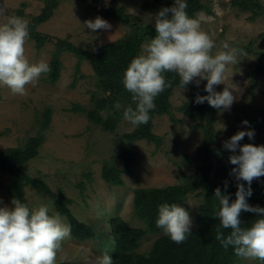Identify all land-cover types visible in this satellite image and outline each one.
Here are the masks:
<instances>
[{"label":"rangeland","instance_id":"obj_1","mask_svg":"<svg viewBox=\"0 0 264 264\" xmlns=\"http://www.w3.org/2000/svg\"><path fill=\"white\" fill-rule=\"evenodd\" d=\"M117 7H121L127 14L147 17L151 10H141L145 0H117ZM230 0H206L211 14L197 13L194 19L200 22L201 29L214 40L216 47L213 54L223 51L227 43L229 48L238 50L237 62L228 65L225 84L215 86V91L222 92L229 87L235 97L230 109H222L215 125L217 143L215 147L225 148L228 141L237 130L252 131L253 129L238 121L241 115L238 109L250 104L253 109H264V79H257V87L251 96L247 91L250 86L249 73L260 60L264 64V56H257L248 50L257 52V45L264 36V14L255 21H248L250 14L238 12L230 7ZM264 6V0H260ZM111 0H100L95 8L94 0H60L53 16L39 25L36 31L51 37L40 50H36L35 43L30 39L25 44V55L30 63L41 60L48 64L57 39L67 40L78 49L92 50L97 45L113 42L122 37L124 27L120 24L98 15L99 8H108ZM42 0H0V8L5 14L0 16V24L9 17H20L29 21L39 14ZM95 8V9H94ZM21 11V14L19 12ZM100 17L106 20L111 28L92 32L83 25L86 20ZM92 48H91V47ZM246 47V48H245ZM249 48V49H247ZM262 57V58H261ZM60 76L54 85L44 83L39 78L36 86H27V95L13 94L11 90L0 85V151L6 148L23 146L29 137L36 135L42 113L45 108L52 110L50 125L44 132L45 142L38 150L35 159L24 166V173L29 177H38L51 190L52 196L31 188H24V197L32 208L46 205L49 214L56 215L53 197L61 189L72 203L67 205L70 213L77 221L92 228L94 240L79 242L69 238L62 242V251L58 254L57 264L69 262L71 264H99V258L105 252L110 254L112 239L110 236V220L120 218L130 227L143 229L144 224L134 218L132 213V190L137 188H162L179 183V174L189 176L195 170L194 163L183 165L185 157H194L195 149L201 142L200 132L192 129L193 122L183 117L177 110L187 99L188 90L174 88L170 97L171 114L179 123H172L168 115L154 117L152 132L163 138L161 147L155 151L154 144L138 141L130 145L139 156V164L124 172L121 178L123 187H111L100 177L101 166L115 158L117 168L123 165L118 157V136L132 131L130 122L123 120L115 134L101 131L99 127L90 125L81 114L70 111L72 104H79L87 109L93 107L90 98L95 92L96 78L87 62L80 63L76 83L71 87L75 77L76 58L73 54L62 53L60 56ZM196 78L192 84L203 87L206 80H200L196 85ZM99 96L102 93L98 94ZM106 95V94H105ZM264 142V131H260ZM239 150V149H238ZM237 151V150H236ZM90 174L91 181L86 176ZM0 183L7 184V176L0 174ZM188 212L193 221L191 228L195 229L194 212L197 199L193 196L186 202ZM13 207L6 190L0 187V207ZM67 225L66 219L61 218ZM165 234V231H162ZM143 240L138 252L148 251L153 239ZM254 260L241 259L240 264H253Z\"/></svg>","mask_w":264,"mask_h":264},{"label":"trees","instance_id":"obj_2","mask_svg":"<svg viewBox=\"0 0 264 264\" xmlns=\"http://www.w3.org/2000/svg\"><path fill=\"white\" fill-rule=\"evenodd\" d=\"M39 1V0H38ZM60 0H42L43 5L38 15L28 21L29 38L35 43L36 50H40L43 45L51 40L48 35H42L36 28L46 23L58 8ZM95 1V8L100 0ZM187 13L194 18L197 13L210 15L211 9L207 6L206 0H186ZM230 7L241 13L250 14L248 21L253 22L264 14V6L260 0H230ZM118 1L111 0L108 8H99L98 15L110 19L124 27V34L121 38L106 44L97 45L88 49H78L67 40L57 39L54 51L51 53L49 62L51 72L42 78L44 83L54 85L60 76L62 53L73 54L76 58L75 77L71 83L73 87L77 81L76 77L80 72V63L87 62L96 78L95 92L91 93L90 101L92 108L87 109L79 104H72L70 111L74 114L83 115L90 125L99 127L101 131L115 134L121 122H123V112L131 106L136 108V104L131 99V94L123 86V74L133 58L141 54L143 46L150 42L155 33V15L164 7H172L174 0H145L141 10H151L152 14L147 17L127 14L123 8L117 7ZM94 8V9H95ZM21 14V11L19 12ZM171 18V13H169ZM246 48V47H245ZM249 49V48H247ZM260 58L264 56V50H248ZM261 57V58H262ZM167 81H171L172 86L166 88L155 98V109L151 110L150 120L147 124L133 126L132 131L118 136V157L122 159L123 165L117 168L114 164L115 158L110 162H104L101 166L100 177L103 182L111 187H123L124 182L121 175L124 172L130 173L133 166L139 164V156L130 147L138 141H145L154 144L155 151L158 150L163 138L152 132L154 117L168 115L172 123H179L171 114L170 97L174 88L179 87V76L176 73H165ZM264 79V64L258 61L257 65L249 73L250 86L249 94L252 96L257 87V79ZM187 99L177 108L183 117L193 122L192 129L200 132L201 142L195 149L194 157H185L183 165L194 163V172L189 176L179 174V183L162 188H135L132 190V213L134 218L144 224L143 229H136L116 217L110 220V236L115 240V246L110 248V255L113 264H240L241 259L234 255V250L229 247L227 250L216 240L217 229L225 236L229 235L231 229H223L216 212L219 203L215 198L214 190L219 187L221 193L229 196V202H234L237 184L244 181H237L234 175H230L232 168L236 167L229 162V157L239 154L226 148L215 147L217 143L215 125L222 109L211 107L207 101L203 104L195 103L197 95L206 96L205 86L195 87L188 84ZM102 93L101 96L98 94ZM106 94V95H105ZM119 102L120 108H115ZM238 111L241 115L238 121H248L254 131V137L249 139L245 136L240 145L251 143L255 146L264 145L260 136V131H264V109H253L250 104L241 106ZM52 110L47 107L42 113V120L39 122V129L35 136L29 137L23 146L6 148L0 151V174L7 176V184L0 183V187L6 190L9 200L19 199L27 203L24 197V188L31 187L46 196H52L49 186L38 177H29L24 173V166L38 155V150L45 142L44 132L50 125ZM244 124V123H243ZM241 131L240 129L237 130ZM3 135L0 133V136ZM91 181L90 174L85 175ZM227 182V189H225ZM252 195L247 198L249 205L264 208V176L253 180L251 184ZM190 196L197 199V206L194 212L196 221L195 229L191 230L186 242L182 244L173 243L169 236L163 234L162 228L156 226L158 218V207L162 203H177L188 210L187 201ZM72 201L66 197L65 193L59 189L57 196L53 197V206L56 214L60 218H65L67 225L71 228V237L79 242H86L95 239L92 228L77 221L72 216L67 205ZM29 205V204H28ZM52 215V214H50ZM264 218L256 213L242 212L241 226L250 227L256 219ZM148 251L138 252L141 242L149 240L155 236ZM60 264H71L63 262ZM253 264H260L254 261Z\"/></svg>","mask_w":264,"mask_h":264},{"label":"clouds","instance_id":"obj_3","mask_svg":"<svg viewBox=\"0 0 264 264\" xmlns=\"http://www.w3.org/2000/svg\"><path fill=\"white\" fill-rule=\"evenodd\" d=\"M186 0H174L172 7H164L155 15V35L143 46L144 51L131 60L123 74V86L131 94L136 108L131 106L123 112V119L134 126L147 124L150 111L156 105L155 98L172 86L165 73L179 76V87L196 80H206V96L197 95L195 103L205 101L215 109H230L235 97L229 87L222 92L215 86L225 84L228 65L237 62L238 50L225 43L223 51L213 54L216 47L211 36L203 31L200 22L186 11ZM171 13V18H169ZM5 9L0 8V16ZM85 28L96 32L109 30L111 25L104 19L86 20ZM28 22L20 17H9L0 24V85L8 87L13 94L27 95V86L37 85L39 78L51 72L50 65L41 60L30 63L25 55V44L29 38ZM115 108L119 109L117 102ZM248 124V121H243ZM247 136L254 137V131H238L224 147L239 154L229 157L236 167L230 175L237 181L234 202L222 194L217 187L215 198L219 203L216 217L223 229H231L225 236L217 229L215 239L227 250L231 247L240 259L254 260L264 264V218L256 219L250 227L241 226V213L252 212L264 216V208L251 206L247 198L252 195L253 180L264 176V145L251 143L240 145ZM225 182V189H227ZM13 207H0V264H57L62 242L71 235V228L62 222L59 214L50 215L46 205L30 207L19 199L12 200ZM156 226L162 228L170 240L179 245L187 241L193 226L192 218L185 207L177 203H162L158 207ZM113 248L115 240L111 241ZM99 264H113L111 255L105 252Z\"/></svg>","mask_w":264,"mask_h":264},{"label":"water","instance_id":"obj_4","mask_svg":"<svg viewBox=\"0 0 264 264\" xmlns=\"http://www.w3.org/2000/svg\"><path fill=\"white\" fill-rule=\"evenodd\" d=\"M258 50H264V36L260 39L258 45H257Z\"/></svg>","mask_w":264,"mask_h":264}]
</instances>
